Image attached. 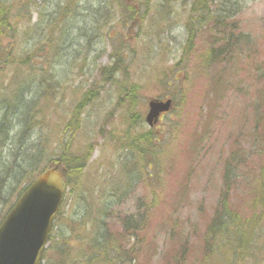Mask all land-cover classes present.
I'll return each mask as SVG.
<instances>
[{"label":"rangeland","instance_id":"1","mask_svg":"<svg viewBox=\"0 0 264 264\" xmlns=\"http://www.w3.org/2000/svg\"><path fill=\"white\" fill-rule=\"evenodd\" d=\"M193 1L27 0L31 33H0V56L7 45L12 50L0 71V111L16 81L46 76L43 87L22 88L37 102L34 136L48 146L43 164L62 156L72 165L64 214L83 215L87 198L123 264H264V199L255 201L264 186V0H231L237 34L228 56L217 52L213 22L198 20L190 54ZM166 97L175 109L153 131L162 132L160 148L149 149L142 142L150 132L148 103ZM26 112L12 110L11 127L0 124L6 160V143L25 142L15 131ZM82 154L86 162L77 168ZM104 198L113 207L102 223ZM221 199L244 218L229 229L250 232L249 239L210 229ZM85 222L79 235L88 239ZM183 243L188 249L177 263Z\"/></svg>","mask_w":264,"mask_h":264},{"label":"trees","instance_id":"2","mask_svg":"<svg viewBox=\"0 0 264 264\" xmlns=\"http://www.w3.org/2000/svg\"><path fill=\"white\" fill-rule=\"evenodd\" d=\"M7 2L2 3L3 5L0 6V16L5 30H8V28L13 29V26L15 25H13L12 20L15 17V13H18L19 11L18 8L13 9L11 3H9V1ZM211 2L212 0H197L194 9L198 15L206 13V20L207 18L213 20L216 26L226 24L227 21H224L225 19L222 15L214 13V11L209 8V4ZM224 43L226 46V42ZM34 108L35 106H28V112H26L25 115V128L20 131L23 133V138H25L24 144L21 140H15L14 143L16 161L15 169L13 171L10 166L5 167L3 169L4 173L2 177H0L2 186L5 190V193L0 196V202L3 201V203H5L8 196L7 192L15 184L14 181H16L17 186L15 187V190H13V193L16 194L17 192L20 195V193L24 190L25 185L30 183V181L37 176V173L41 171L42 164L45 163V155L48 150V146L43 142V140L39 141L37 136H34L35 130L38 128L37 117L33 116ZM143 141L144 144L151 145L153 137L150 134H146ZM76 157L78 159H82L83 154ZM63 160L65 163V159ZM74 163L75 167H81V165L76 161H74ZM67 166V169L70 171L72 165L69 164ZM68 180V185H70V178ZM261 187L264 188L262 185ZM256 194L257 196L255 201L264 199V194L259 190ZM99 214L100 212H98L95 208L90 207L86 212H84V216L86 217L79 219L73 217H61L60 222L57 224V229L52 235L50 249H48L44 254V264H123L124 259H117L114 256L115 248L108 243L112 237L102 234L105 229H100L96 226V220L100 217ZM110 215H112V212L108 208L105 211V214L101 217V222L104 223L107 221ZM232 215L233 213L226 206L225 200H223L222 205L218 208L217 213H215L210 229H220L219 227L222 226L220 233H222L226 239H230L229 231H226L225 219L233 218ZM0 217H2L1 213ZM86 219L91 224V227L88 229V239L79 235L85 230V226L87 225L85 222ZM90 240H93V243L91 247L86 249L84 245L88 244ZM187 247V243H183V245L179 247V258L177 256V258L173 259L175 262L179 263V259L181 260L184 258L185 253L182 255L181 252L184 251V249H187ZM118 253L126 256L125 252L122 250H119Z\"/></svg>","mask_w":264,"mask_h":264},{"label":"water","instance_id":"3","mask_svg":"<svg viewBox=\"0 0 264 264\" xmlns=\"http://www.w3.org/2000/svg\"><path fill=\"white\" fill-rule=\"evenodd\" d=\"M172 101L150 104L148 122L154 124ZM65 173L48 169L19 199L0 227V264H40V255L48 239L52 219L62 200Z\"/></svg>","mask_w":264,"mask_h":264}]
</instances>
